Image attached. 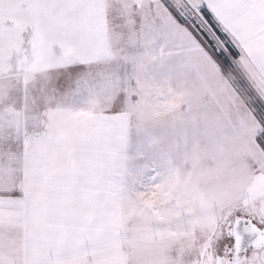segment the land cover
I'll list each match as a JSON object with an SVG mask.
<instances>
[{
	"label": "snow or ice",
	"instance_id": "snow-or-ice-1",
	"mask_svg": "<svg viewBox=\"0 0 264 264\" xmlns=\"http://www.w3.org/2000/svg\"><path fill=\"white\" fill-rule=\"evenodd\" d=\"M0 264H264V0H0Z\"/></svg>",
	"mask_w": 264,
	"mask_h": 264
}]
</instances>
